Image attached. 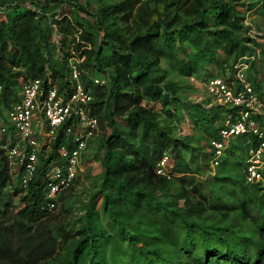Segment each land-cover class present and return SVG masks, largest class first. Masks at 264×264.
<instances>
[{
	"label": "trees",
	"instance_id": "trees-1",
	"mask_svg": "<svg viewBox=\"0 0 264 264\" xmlns=\"http://www.w3.org/2000/svg\"><path fill=\"white\" fill-rule=\"evenodd\" d=\"M238 2L239 0H215L211 5L205 6L195 0L189 5L188 13L195 14L200 19L176 31L183 42L195 30L206 27V23L201 19L203 15L212 19L214 29L206 30V38L211 40L210 43L207 42V53L211 56L210 61L216 63L220 73L225 71V64L231 67L230 63L236 62L240 57L246 56L249 58L246 61L250 62L251 58L264 56V33L255 39L248 35L249 27L244 24L246 11L237 8ZM139 4L140 0H123L118 10L128 12ZM78 7L87 12L86 7L79 4ZM42 15L41 7L28 5L24 0H19L11 7L0 5V108H6V122L0 128V195L23 194V205L18 207L13 222L0 223V264H44L53 257L58 236H61L60 227L55 226V219H52L50 211L46 208L44 168L46 162L57 155L61 143L66 140L65 137L58 136L52 145L49 158L42 159L41 168L26 189L20 187L18 181L13 183L2 148L7 138V131L2 130L8 125L7 111L17 100L23 83L43 79L44 86H47L48 74L60 85L65 83L66 75L47 68L46 52L49 53L51 32L41 26ZM57 23L61 25L60 32L63 36L60 44L62 49H65L69 42H75V34L79 30L81 40L92 42L93 26L99 22L93 19L92 24L88 19L77 17L71 22L62 17ZM105 36L102 35V38ZM172 40L171 35L167 33L165 41ZM159 41V35L144 33L134 36L127 46H118L111 53L114 75L109 78L107 90L99 85L92 89V113L98 118L99 128L103 121H107L110 126V133L103 142L104 155L101 159L104 174L101 190L104 192L105 206L110 200L120 211L128 210L133 215L139 212L146 215L145 220L151 229H145V241L153 240L158 244L157 248L148 251L154 254L157 264L163 260L165 264H172L166 259V254H172L168 253L172 250H166L165 239L175 245L180 242L185 254L189 256L186 264H264V224L244 243L231 244L221 235L208 231L207 226L187 219L190 210L203 209L207 200V196L197 187L193 190L199 193L201 200H198L196 205L189 203L187 193L178 195L177 201L171 204L158 197L168 189L169 180L167 176L156 172L157 164L171 147L174 157L182 162L174 167V171L186 174L190 170L188 165L183 163L181 155V146L186 145L164 130L156 121L153 109L148 106L150 102H157L161 98L164 102L166 100L150 74L159 60ZM74 45L76 51L83 47L79 42ZM217 48L228 55L229 61L214 60L213 55ZM101 53L99 49L98 54ZM80 54L88 55L89 51L82 49ZM151 55L154 56L151 60L146 59V56ZM248 69L253 71L252 76L248 71V79L254 89L263 92L264 88L256 79L254 62L250 63ZM82 78L89 86L87 76L83 74ZM229 111L232 109L222 105L204 107L198 117L200 122H196L200 125L199 130L206 133L208 139L214 137ZM213 120H219L220 124L211 125ZM9 130L11 129L8 128V132ZM248 139L252 140V144L255 143L254 137L250 135L238 137L231 143L216 167V172L228 156L242 151L241 163L239 162L243 169L242 180L248 184L245 181V151L249 146L246 143ZM179 179L182 182L188 179L189 185L196 184L193 176L183 175ZM248 185L261 186L262 182ZM63 195L64 193L59 199ZM179 201L183 203L184 209L178 208ZM241 204L243 205L244 201ZM110 215L114 216L111 210ZM226 216L227 214L223 213L224 219ZM84 230V235L72 250L67 264H79L82 256L86 259L85 264H96L94 246L97 239L90 235L89 228ZM208 235L222 241L223 248H210ZM129 241L132 239L129 238ZM146 258L149 259L147 256Z\"/></svg>",
	"mask_w": 264,
	"mask_h": 264
},
{
	"label": "rangeland",
	"instance_id": "rangeland-1",
	"mask_svg": "<svg viewBox=\"0 0 264 264\" xmlns=\"http://www.w3.org/2000/svg\"><path fill=\"white\" fill-rule=\"evenodd\" d=\"M18 1L0 0V5L11 7ZM122 1L24 0V3L41 7V26L51 32L49 53L46 52L47 68L67 75L69 59L78 58L82 60V75L87 76L91 89L99 85L107 90L109 78L114 75L111 53L118 46H127L137 34L151 33L160 36L157 44L160 52L156 53L159 60L150 74L166 100L164 102L161 98L157 102H150L148 106L153 109L156 121L164 130L186 145L181 146V155L183 163H186L190 170L186 174L174 171V167L182 162L174 157L171 147L166 152L167 159L164 162V169L169 173L168 189L158 197L171 204L177 201L178 195L187 193L189 203L196 205L198 200H201L199 193L193 190L197 187L207 196V200L203 209L190 210L187 219L207 226L208 231L221 235L231 244L244 243L264 224V183L261 186L248 185L242 180V151L228 156L217 172L215 169L210 173L208 135L200 131V125L196 123L200 122L198 117L204 107L215 105L210 103L211 99L205 89V81L220 73L216 63L210 61L211 56L207 53V42L210 43L211 40L206 38V30L214 29L213 20L203 15L201 19L206 23V27L195 30L181 42L176 31L200 19L195 14L188 13L189 5L195 0H189L187 3L185 0H140V4L128 12L118 10ZM198 1L201 5L209 6L215 0ZM78 4L86 7L87 12L82 11ZM237 8L246 11L244 24L249 27L250 37L255 39L264 33V0H239ZM62 17L71 22H74L75 17L88 19L92 24L93 19L97 20L99 23L92 29V42L81 40L79 30L75 34V42H69L67 48L62 49L61 25L57 23ZM167 33L173 38L170 42L165 41ZM104 34L106 36L102 38ZM78 42L83 45L81 50L89 51L88 55L80 54L81 50H75L74 44ZM99 49L101 54H98ZM153 57L146 56V59L151 60ZM213 57L218 62L225 59L229 61L228 55L220 48H217ZM263 60L264 56L260 55L255 59L251 58L248 64L254 62L256 79L264 88ZM252 73L253 71H249L251 76ZM96 78L105 79L106 84H96L93 81ZM116 121L118 123L117 118ZM5 122L6 108L1 107L0 128ZM219 124V120H213L211 125ZM109 133L110 126L107 121H103L83 158L74 185L50 211L52 219H55V226L60 227L61 236H58L53 257L44 264H67L72 250L84 235L85 228H89L90 235L97 239L94 246L96 264H157L154 254L148 251L157 248L158 244L153 240L145 241V229H151L145 220L146 215L141 212L133 215L128 210L120 211L110 200L105 206L104 192L101 190L104 178L101 159L104 155L103 142ZM215 172L216 176L213 177ZM183 175L193 176L195 186L189 185L188 179L180 181L179 177ZM22 196L21 193L0 195L1 224L13 222L18 207L23 205ZM177 206L185 208L181 201ZM110 210L114 212V216L110 215ZM223 213L227 214L225 219ZM129 238L132 241H129ZM207 242L210 248H223L222 241L213 235L207 236ZM165 244L167 251L172 250L168 252L172 254H166L167 261L172 264H186L189 256L185 254L180 242L175 245L165 239ZM85 260L82 256L79 264H85ZM160 263L165 264V260Z\"/></svg>",
	"mask_w": 264,
	"mask_h": 264
},
{
	"label": "built area",
	"instance_id": "built-area-1",
	"mask_svg": "<svg viewBox=\"0 0 264 264\" xmlns=\"http://www.w3.org/2000/svg\"><path fill=\"white\" fill-rule=\"evenodd\" d=\"M246 56L225 64V71L208 78L205 89L215 105L232 109L219 125L217 134L209 138L210 173L221 162L231 143L244 135L248 139L245 151V181L264 183V90L258 92L248 79L249 64ZM82 60L71 57L67 63L64 84L47 76L28 80L21 86L18 98L7 111V138L2 145L13 183L26 189L49 158L52 145L59 135L65 137L57 155L44 168L46 208L52 211L61 194L75 183L84 156L99 131V121L92 113V89L82 78ZM106 84L105 79H93ZM8 128L11 129L8 132ZM167 155L157 164L156 172L169 177L164 169Z\"/></svg>",
	"mask_w": 264,
	"mask_h": 264
}]
</instances>
